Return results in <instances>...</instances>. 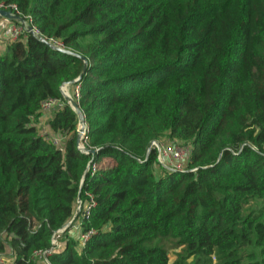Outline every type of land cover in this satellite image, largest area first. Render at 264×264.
<instances>
[{
  "label": "trees",
  "instance_id": "obj_1",
  "mask_svg": "<svg viewBox=\"0 0 264 264\" xmlns=\"http://www.w3.org/2000/svg\"><path fill=\"white\" fill-rule=\"evenodd\" d=\"M0 6L36 33L0 52L2 264H264V0ZM79 77L94 155L60 91ZM50 100L61 148L37 128ZM161 141L191 147L184 171L157 166Z\"/></svg>",
  "mask_w": 264,
  "mask_h": 264
},
{
  "label": "built area",
  "instance_id": "obj_2",
  "mask_svg": "<svg viewBox=\"0 0 264 264\" xmlns=\"http://www.w3.org/2000/svg\"><path fill=\"white\" fill-rule=\"evenodd\" d=\"M9 7L13 8V6H9ZM0 10H5V9H2L0 6ZM3 20L4 22L0 25V34L6 37V40H8V42L16 41L21 36V34L24 31H26V28H21L20 26H17L12 22H9L5 19ZM47 42L50 48L58 49L60 50V52L64 51L63 46L59 42L53 40H49ZM80 88L81 85L79 83V80L76 79L72 83L64 84L61 87L60 91L63 97V101L71 108V110L77 115L78 118V123L76 127L77 149L82 154L91 155L90 151L92 150H90L86 146V139L89 131L88 126L84 122V115L78 105L80 99ZM63 101L50 100L48 102L43 103L41 107V113L43 115L41 116L42 119L45 121L51 119L53 115V111L65 104ZM72 102L76 104L78 108L77 110L79 111H77L72 106ZM40 136H42L47 142L53 144L57 148H61L62 142L64 141V137L61 135H53L51 133L42 132ZM149 148L156 150L157 152L156 162L159 168H162L166 171H177V172H182L187 168L186 165L191 155L190 146L177 145L174 142H170L167 144L163 142H152ZM88 170H90L92 173L95 172V165L92 163L88 168ZM86 197L87 200L84 205H82L81 202H78L80 205L77 209V213L79 214L80 210H82L83 216L88 217L90 211L95 207V202L91 195L86 194ZM87 238H88V234L82 236L83 241H85ZM53 245H55V240L53 241ZM2 263H3V259L0 258V264Z\"/></svg>",
  "mask_w": 264,
  "mask_h": 264
},
{
  "label": "water",
  "instance_id": "obj_3",
  "mask_svg": "<svg viewBox=\"0 0 264 264\" xmlns=\"http://www.w3.org/2000/svg\"><path fill=\"white\" fill-rule=\"evenodd\" d=\"M0 18H3V19H5V20H7V21H9V22L14 23V24L18 23L19 25H21V26H23L24 28H26V32H27V33H34L33 30H32V27L27 26V25H26V22H24V20H23L22 18H20V17L14 15V14H12L11 12H8V11H5V10H0ZM40 42L43 43L44 45H46V46L49 47V44H48V42H47L45 39L40 38ZM53 50H56V51H59V52H60V50H58V49H53ZM71 55H73V54H71ZM73 56H75V57H77V58H79V59L85 61L84 58H80V57L77 56V55H73ZM83 73H84V70H83L82 74H83ZM80 79H81V77L78 78V80H80ZM71 83H72V82H71ZM72 106H73L76 110L78 109L77 106H76V104L73 103V102H72ZM77 111H79V110H77ZM90 153H91V155H94V154H95L94 151H90ZM77 215H78V214H76V216H77Z\"/></svg>",
  "mask_w": 264,
  "mask_h": 264
},
{
  "label": "rangeland",
  "instance_id": "obj_4",
  "mask_svg": "<svg viewBox=\"0 0 264 264\" xmlns=\"http://www.w3.org/2000/svg\"><path fill=\"white\" fill-rule=\"evenodd\" d=\"M0 38L3 39L4 42H5V41H8V40H6V37H4L2 34H0ZM53 114H54V113H53ZM46 121L48 122V120H46ZM161 142L166 143V144H167V143H170V142H165V141H161ZM105 161H106V162H110V160H105ZM79 205H80V204L78 203L77 206H76L75 217H77L76 214H78V213H77V209H78ZM80 208H81V207H80ZM163 245L166 247V249H167V251H168L169 262L172 263V262L176 259V255H177L178 253H180V249H179V248H175V247H174V242H171V241H165V242H163ZM188 262H189L190 264H192L191 259H189ZM210 264H216L214 258L211 259Z\"/></svg>",
  "mask_w": 264,
  "mask_h": 264
},
{
  "label": "crops",
  "instance_id": "obj_5",
  "mask_svg": "<svg viewBox=\"0 0 264 264\" xmlns=\"http://www.w3.org/2000/svg\"><path fill=\"white\" fill-rule=\"evenodd\" d=\"M4 22L3 19H0V25ZM6 42V41H5ZM3 46H4V40L0 38V52H2L3 50ZM48 122L43 120V119H40L38 120V123H37V128L40 132V134L43 132V133H50L49 131V128H48Z\"/></svg>",
  "mask_w": 264,
  "mask_h": 264
},
{
  "label": "flooded vegetation",
  "instance_id": "obj_6",
  "mask_svg": "<svg viewBox=\"0 0 264 264\" xmlns=\"http://www.w3.org/2000/svg\"><path fill=\"white\" fill-rule=\"evenodd\" d=\"M0 19H3V18H0Z\"/></svg>",
  "mask_w": 264,
  "mask_h": 264
}]
</instances>
